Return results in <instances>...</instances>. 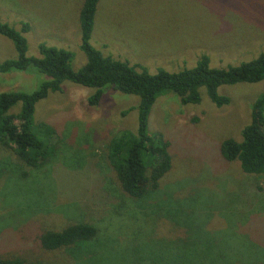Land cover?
<instances>
[{
	"label": "rangeland",
	"instance_id": "1",
	"mask_svg": "<svg viewBox=\"0 0 264 264\" xmlns=\"http://www.w3.org/2000/svg\"><path fill=\"white\" fill-rule=\"evenodd\" d=\"M81 5L0 0V21L17 30L29 24L28 56L39 57L43 43L71 52L78 70L86 63ZM90 44L150 74L191 69L204 55L212 68L237 66L264 53V0H100ZM14 57L12 43L0 36V60ZM45 80L33 71L0 74V93H31ZM94 92L64 82L60 92L36 104L34 123L56 132L55 154L41 168L15 163L0 146V258L27 264H264V174L243 173L220 150L224 140H241L264 80L219 87L230 100L221 108L204 88L197 105L161 94L148 131L169 143L171 169L142 199L122 192L107 159L115 135L136 131L139 99L105 88L91 107L87 98ZM80 223L95 227L96 238L55 251L39 246L43 232Z\"/></svg>",
	"mask_w": 264,
	"mask_h": 264
},
{
	"label": "trees",
	"instance_id": "2",
	"mask_svg": "<svg viewBox=\"0 0 264 264\" xmlns=\"http://www.w3.org/2000/svg\"><path fill=\"white\" fill-rule=\"evenodd\" d=\"M100 0H82L79 11L80 50L86 63L73 70L71 52L38 45L39 57L27 55L25 34L28 23L20 29L0 21V36L9 40L15 57L0 60V74L12 72L39 73L46 80L31 93L13 91L0 93V146L9 149L15 163L30 169L44 166L55 154V130L45 123H34L36 104L49 93L60 92L62 84L69 82L94 89L87 98L91 107L99 104L105 88L139 99L137 129L121 131L108 145L107 159L124 194L134 199L152 195L162 178L171 169L169 143L160 133L148 131V119L156 99L163 93L174 94L182 105H197L201 101L199 90L204 88L210 102L217 108L230 103L220 96L218 88L240 83L256 84L264 80V53L237 66L216 69L207 56H201L191 69L170 73L158 69L150 74L144 67L103 56L90 44L95 15ZM20 105L17 113H11ZM221 155L227 162L238 161L243 173L264 174V94L251 106L250 122L241 130V140L227 139L221 143ZM26 172H22L25 178ZM97 236L96 228L89 224L71 225L61 231H45L38 239L46 251H55L85 243ZM0 264H27L20 258L2 259Z\"/></svg>",
	"mask_w": 264,
	"mask_h": 264
},
{
	"label": "clouds",
	"instance_id": "3",
	"mask_svg": "<svg viewBox=\"0 0 264 264\" xmlns=\"http://www.w3.org/2000/svg\"><path fill=\"white\" fill-rule=\"evenodd\" d=\"M80 118L82 119V120H84L85 121V123H87L88 122V117L84 114V112L82 111L81 112V116H80Z\"/></svg>",
	"mask_w": 264,
	"mask_h": 264
}]
</instances>
